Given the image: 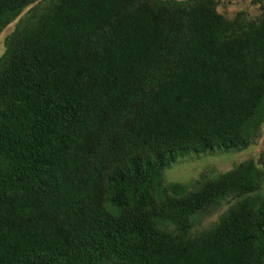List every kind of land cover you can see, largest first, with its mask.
<instances>
[{"label":"trees","instance_id":"trees-1","mask_svg":"<svg viewBox=\"0 0 264 264\" xmlns=\"http://www.w3.org/2000/svg\"><path fill=\"white\" fill-rule=\"evenodd\" d=\"M233 1L0 0V264H264V0Z\"/></svg>","mask_w":264,"mask_h":264},{"label":"rangeland","instance_id":"rangeland-1","mask_svg":"<svg viewBox=\"0 0 264 264\" xmlns=\"http://www.w3.org/2000/svg\"><path fill=\"white\" fill-rule=\"evenodd\" d=\"M242 10L247 12V16L250 18H254L258 14V6L252 5L250 0L233 1L230 3L225 2V4L219 7V12L228 19H231L236 12ZM10 32L11 30H5L0 36V56L4 50V37ZM262 136L260 141L264 139V134ZM258 151L259 146L256 143L254 146L244 150H230L225 152V154L208 153L207 156L202 157L194 154L192 150L179 152L176 162L164 170V179L166 182L184 183L188 184L190 187L192 185L191 182L197 179L200 173L214 179L220 173L233 169V167L243 159L256 157ZM227 207L228 204L223 202L219 207L206 210L203 214H199L196 220L193 221L194 231H201L209 228L220 218Z\"/></svg>","mask_w":264,"mask_h":264}]
</instances>
